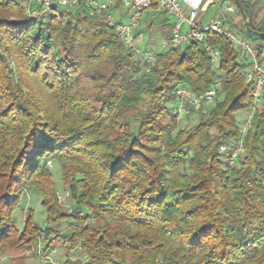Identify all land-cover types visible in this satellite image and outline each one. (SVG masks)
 <instances>
[{"label":"trees","instance_id":"obj_1","mask_svg":"<svg viewBox=\"0 0 264 264\" xmlns=\"http://www.w3.org/2000/svg\"><path fill=\"white\" fill-rule=\"evenodd\" d=\"M238 2L256 35L238 9L241 25L231 26L259 51L264 19ZM23 3L0 0V255L69 220L62 250L82 252L81 264H264V103L237 164L219 156L251 107L235 49L206 35L221 76L203 44L170 46L149 65L103 14L89 16L85 0L62 13L53 5L40 21L26 19ZM217 82L206 113L175 114L180 89L201 99ZM182 117L189 126L178 129ZM45 160L59 170L70 215ZM27 189L40 196L44 227L31 210L17 226Z\"/></svg>","mask_w":264,"mask_h":264},{"label":"built area","instance_id":"obj_2","mask_svg":"<svg viewBox=\"0 0 264 264\" xmlns=\"http://www.w3.org/2000/svg\"><path fill=\"white\" fill-rule=\"evenodd\" d=\"M80 0H24V15L29 21H40L49 13L53 4H62L67 9L75 8ZM206 0H128V14L124 22L114 21L108 12L109 4L99 0H85V7L89 16L103 14L107 26L112 28L119 42L135 57L152 64V56L142 53L134 38V31L139 26L141 17L150 11L155 3L156 14L168 16L173 20L169 32V44L176 46H190L203 44L205 53L212 64L219 61L216 49L205 45L207 34L224 38L236 52V63L241 67L240 75L249 86L251 107L244 121L238 126V137L230 146H224L219 151L221 158L227 157L230 164H237L239 157L244 153L243 139L247 134L253 113L264 103V48L256 50L254 45L240 32L232 28V20L236 16L237 8L230 0H208L216 5L217 14L207 23L199 21L200 12ZM229 5H226V4ZM217 82L201 99L192 97L186 88L180 89L175 95V114L178 117L188 113L187 107L197 111L201 106L211 104L216 99ZM44 247L38 246L37 255L44 264H57L50 256H43Z\"/></svg>","mask_w":264,"mask_h":264},{"label":"rangeland","instance_id":"obj_3","mask_svg":"<svg viewBox=\"0 0 264 264\" xmlns=\"http://www.w3.org/2000/svg\"><path fill=\"white\" fill-rule=\"evenodd\" d=\"M100 1V0H99ZM117 0H113L116 2ZM244 1V0H238ZM252 4L256 6V17L257 19H264V0H249ZM100 2H105L107 4L113 3L111 0H101ZM57 5V12L62 13L67 10V7L62 4H53ZM113 5V4H111ZM226 5H229L228 3ZM233 5H235L233 3ZM110 7V5H109ZM217 13L216 5H212L208 9L207 17H210L214 12ZM116 22L115 15L110 13ZM150 12H146L139 22V27L137 28V48L142 52L149 54L150 56H154L162 53L166 49H168L171 45L169 44L168 37L170 32L169 26H161V19L165 18V15L160 16L154 20L150 19ZM166 19H170L166 16ZM124 22V21H123ZM232 25L236 28H239L241 25V20L238 16H235L232 20ZM238 31V29H236ZM139 59V58H138ZM140 60V59H139ZM213 65V69L215 70L218 76H221V73L218 71L219 61L215 62ZM216 100V99H215ZM205 109L203 112L206 113L208 109L213 107V103L205 105ZM171 108H174L173 106ZM199 110V109H198ZM197 110V111H198ZM195 111V112H197ZM247 113H238L236 115V120L240 124L246 118ZM188 120L185 118H180L178 121V129H183L188 127ZM192 125L195 124V120L190 121ZM44 165L51 173V181L53 183V189L55 193V199L59 207H61L62 211L66 214L70 215L73 204L69 198L67 188L63 183L59 170L54 167L48 160H45ZM40 196L34 191V189H27L24 192V196L20 199L18 212L14 214L16 218L17 226L20 228L22 226V221L26 218L27 212L31 210L34 215V220L39 227H44V212L40 206ZM69 223L70 221H66L62 224V226L58 229V231L52 235L47 237L41 236L38 238L36 243L32 245L29 249L23 250H8L2 255H0V264H44V262L37 255L38 246L44 247V250H41L43 256H50L52 261L57 264H81L84 262L85 256L82 252L77 251L75 253L66 254L62 250L61 241L65 235L69 233Z\"/></svg>","mask_w":264,"mask_h":264},{"label":"crops","instance_id":"obj_4","mask_svg":"<svg viewBox=\"0 0 264 264\" xmlns=\"http://www.w3.org/2000/svg\"><path fill=\"white\" fill-rule=\"evenodd\" d=\"M127 1L128 0H120L118 6H117L118 2H113L112 1L113 3H111V4H113V5L109 4L111 8L113 7L112 14L115 15L116 20L119 21V22L124 21L126 19V17H127V14H128ZM211 6L212 5L209 3L208 0H206L204 2L203 8H202V10L200 12V18H199V21L201 23H203V24L207 23L208 21H210L217 14L216 11H215L210 17H207L208 9ZM148 12H150V16L149 17H150L151 20H154V19L160 17L154 11H148ZM161 16H163V15H161ZM160 24H161L162 27L163 26H169L170 29H171V26L173 24V20L171 18L168 20V19H166V16H165L164 19H161ZM137 28L134 31V38H135L136 44L138 42L137 41V32H136Z\"/></svg>","mask_w":264,"mask_h":264},{"label":"water","instance_id":"obj_5","mask_svg":"<svg viewBox=\"0 0 264 264\" xmlns=\"http://www.w3.org/2000/svg\"><path fill=\"white\" fill-rule=\"evenodd\" d=\"M232 1H233V3L235 4V7L238 9V11L241 13V16H242V18H243V20H244V25H245V28H246L247 32L250 33V34H252V35H256L255 32H252V31L250 30V28H249V22H248V20H247V17H246V15L243 13L242 8H241L240 3L238 2V0H232Z\"/></svg>","mask_w":264,"mask_h":264}]
</instances>
